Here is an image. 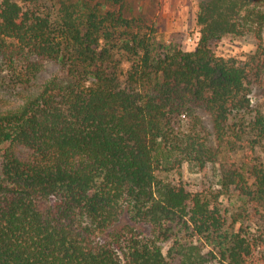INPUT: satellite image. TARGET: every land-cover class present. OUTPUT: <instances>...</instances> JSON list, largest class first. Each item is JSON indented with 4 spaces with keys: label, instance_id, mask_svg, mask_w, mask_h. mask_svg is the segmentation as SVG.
I'll return each mask as SVG.
<instances>
[{
    "label": "trees",
    "instance_id": "trees-1",
    "mask_svg": "<svg viewBox=\"0 0 264 264\" xmlns=\"http://www.w3.org/2000/svg\"><path fill=\"white\" fill-rule=\"evenodd\" d=\"M126 2L0 0L13 83L32 84L46 60L63 69L0 111V264H264L243 213L169 177L216 161L204 110L219 148L248 152L223 190L245 212L264 207V111L250 97L264 88V0H198L193 51L159 41ZM228 36L256 51L218 56Z\"/></svg>",
    "mask_w": 264,
    "mask_h": 264
},
{
    "label": "rangeland",
    "instance_id": "rangeland-1",
    "mask_svg": "<svg viewBox=\"0 0 264 264\" xmlns=\"http://www.w3.org/2000/svg\"><path fill=\"white\" fill-rule=\"evenodd\" d=\"M198 9V0H127L125 15L144 19L148 27L155 30L154 34L159 41L176 44L186 51H193L200 38V27L197 25ZM256 48V41L251 36L244 38L228 36L217 46L216 53L218 56L244 59L254 53ZM124 67L126 71L130 64L125 63ZM62 72V65L58 60H46L42 72L32 84L16 85L0 55V111L20 105L25 95L35 91L47 79ZM250 97L253 108L264 111V88L255 87ZM199 114L212 136L215 148L219 150L216 161L209 162L203 169L195 165H187L181 174L172 173L169 177L182 181L193 193L208 191L212 196L220 195L218 201L221 209L243 213V227L261 240V249L264 252V207H252L249 212H245L246 206L239 190L233 186L229 191H224L222 187L223 174L230 169L245 165L248 152L246 149H241L231 154L226 144L219 148L212 117L204 110H200ZM19 151L22 156L30 153L26 148H21ZM255 157L258 158L257 162L264 164V146L257 148ZM234 161L237 162L236 165ZM240 226L239 223L238 227ZM172 243L173 240L164 244L166 253Z\"/></svg>",
    "mask_w": 264,
    "mask_h": 264
}]
</instances>
